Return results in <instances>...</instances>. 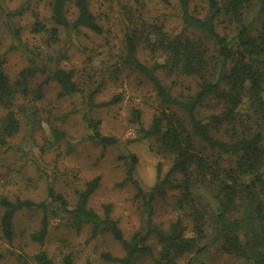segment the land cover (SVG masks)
Listing matches in <instances>:
<instances>
[{"label":"trees","instance_id":"trees-1","mask_svg":"<svg viewBox=\"0 0 264 264\" xmlns=\"http://www.w3.org/2000/svg\"><path fill=\"white\" fill-rule=\"evenodd\" d=\"M43 1L25 0L27 7L34 3L32 31L44 36L47 47L57 45L64 31L79 33L89 28L103 33L106 27L103 16L94 9L96 3H106L113 13H119L117 22L123 25L120 49L110 54L113 61L106 62L116 78L130 69L153 85L160 104L151 123L141 125V110L137 108L132 111L133 121L140 124L139 137L157 136V150L170 166L164 173L159 165L157 181L145 188L136 176L137 154L120 155L127 164L125 181L135 184L144 206L143 223L131 237L111 216V205H106L103 215L89 205L100 184L99 175L78 190L74 204L53 185L48 186L47 198L42 200L1 195L0 240L15 239L16 216L23 210L42 212L39 227L30 233L39 242V250L31 257L24 251L11 252L15 264H59L45 241L51 220L65 213L76 229L90 224L92 236L110 232L120 241L123 255L110 251L102 254L120 264H139L144 256L153 255L150 238L154 235L160 244L155 264H193L213 246L253 264H264V0H202L203 14L193 8L192 0H179L180 17L193 34H175L166 29L165 23L149 21L146 0H48V20L39 9ZM163 1L172 4L171 0ZM25 10L22 6L15 12ZM13 27L17 46L27 51L28 60L15 75L2 63L0 66L3 146L10 145V138L21 131L24 118L34 128L41 109L39 100L44 98L50 80L59 85L60 98L84 92L73 68L63 66L52 49L48 53L39 44L27 43L21 26ZM142 50L151 55L152 61L140 56ZM50 63L55 66L47 68ZM161 70L183 81L193 80L196 88L174 90L160 76ZM39 73L47 76L33 88L31 82ZM102 84L89 93L91 105L120 100V94H116L107 102H96ZM84 119L94 142L104 148L118 144L117 136L101 131L100 120L88 112ZM51 130L58 140L65 137L57 126L52 125ZM168 186L180 189L176 206L181 213L169 228H164L156 223L154 214L155 204L166 195ZM7 252L0 247V264ZM187 256L189 259L183 261ZM61 264H74L73 255L64 254Z\"/></svg>","mask_w":264,"mask_h":264},{"label":"rangeland","instance_id":"rangeland-1","mask_svg":"<svg viewBox=\"0 0 264 264\" xmlns=\"http://www.w3.org/2000/svg\"><path fill=\"white\" fill-rule=\"evenodd\" d=\"M146 1L145 16L149 21L163 22L166 29L175 34L185 31L193 34L192 29L185 28L180 17L179 0H171V5L163 0ZM203 3L202 0H192L193 8L201 14L204 13ZM22 6H26L23 13L15 12ZM256 6L257 3L253 8ZM39 9L44 19L48 20L51 14L48 0H44ZM94 9L103 16L102 22L106 27L103 33H96L89 28H83L79 33L64 31L60 42L53 49L55 45L47 47L44 36L32 31L34 3L27 7L25 0H0V66L2 63L11 75H15L27 64L28 53L17 46L18 41L12 33L13 26H21L24 40L32 42V45H41L48 53L52 49L51 52L60 57L63 66L74 69L75 79L80 81L84 89L83 93L60 98L57 82H48L45 96L39 100L41 109L34 128L24 118L21 131L10 138V145H0V196L12 198L19 195L42 200L47 198L48 186L53 185L74 204L78 190L99 175L100 184L91 195L89 205L102 215L106 205H111V216L118 220L126 236L131 237L143 223L144 206L143 200L136 195L135 184L125 181L127 164L120 155L137 154L136 176L145 188L153 186L157 181L159 165L165 173L170 161L158 152L157 136L139 137L140 124L133 121L132 111L137 108L141 110V125L148 126L151 123L160 104L153 85L142 79L139 72L130 69H125L116 78L106 62L112 60L110 54L115 55L120 49L123 25L119 20L117 22L119 13H113L106 3H96ZM103 12H108L109 16ZM106 53H109L108 57ZM140 56L152 61L147 51L142 50ZM54 66L55 63L46 65L47 68ZM46 76V73H39L33 78L32 87L36 88ZM160 76L174 90L179 88L180 91H189L196 88V82L191 79L185 78L183 81L163 70ZM175 81L177 84L173 85ZM100 83L103 84L95 95L96 102H107L116 94H120V100L91 105L89 93ZM2 112L0 108V114ZM86 112L100 120V129L104 134L117 136L118 144L104 148L90 139L92 130L84 119ZM52 125L62 130L65 137L58 140L52 133ZM179 195L178 186H168L166 195L155 204V221L164 228H169L181 213L176 206ZM41 216L42 212L38 209L23 210L16 216L15 239L12 242L0 240V247L4 251L8 249L1 264H15L12 253L24 251L25 255L31 257L39 250V242L34 241L30 233L39 227ZM91 233L90 224L78 230L65 213L51 220L45 247L59 264L66 253L73 255L74 264H120L103 258L102 254L110 251L123 255L121 242L110 232L97 236ZM150 242L154 253L141 258L139 264H155L159 257L160 244L157 237L152 236ZM190 256L183 261H187ZM194 260L193 264H253L245 258L223 252L218 246L211 247Z\"/></svg>","mask_w":264,"mask_h":264}]
</instances>
